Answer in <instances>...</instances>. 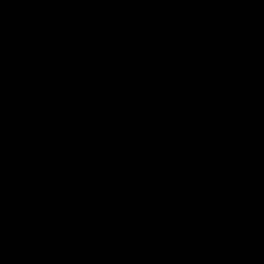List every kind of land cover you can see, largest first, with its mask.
I'll list each match as a JSON object with an SVG mask.
<instances>
[{"label":"water","instance_id":"obj_1","mask_svg":"<svg viewBox=\"0 0 264 264\" xmlns=\"http://www.w3.org/2000/svg\"><path fill=\"white\" fill-rule=\"evenodd\" d=\"M0 264H264V0H0Z\"/></svg>","mask_w":264,"mask_h":264}]
</instances>
